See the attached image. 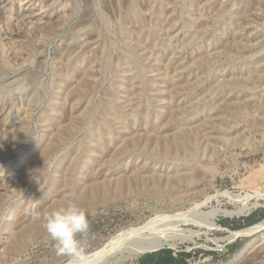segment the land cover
I'll return each mask as SVG.
<instances>
[{
	"label": "rangeland",
	"instance_id": "374dc122",
	"mask_svg": "<svg viewBox=\"0 0 264 264\" xmlns=\"http://www.w3.org/2000/svg\"><path fill=\"white\" fill-rule=\"evenodd\" d=\"M70 197L84 264H264L230 238L264 220V0H0V264H68L34 213Z\"/></svg>",
	"mask_w": 264,
	"mask_h": 264
},
{
	"label": "clouds",
	"instance_id": "9594fccd",
	"mask_svg": "<svg viewBox=\"0 0 264 264\" xmlns=\"http://www.w3.org/2000/svg\"><path fill=\"white\" fill-rule=\"evenodd\" d=\"M18 132L29 137V129L22 127ZM34 219L41 221L48 236L55 242L58 255L68 257V264H84L83 244L78 236L89 230L87 213L78 204L75 197H70L62 205L55 206L42 215L34 213Z\"/></svg>",
	"mask_w": 264,
	"mask_h": 264
},
{
	"label": "bare ground",
	"instance_id": "6f19581e",
	"mask_svg": "<svg viewBox=\"0 0 264 264\" xmlns=\"http://www.w3.org/2000/svg\"><path fill=\"white\" fill-rule=\"evenodd\" d=\"M164 1V0H163ZM151 2V1H150ZM208 3V2H207ZM131 4V3H130ZM160 4V3H159ZM204 4H206V3H204ZM167 5V4H166ZM181 5V4H180ZM159 6V5H158ZM174 6V5H173ZM177 6H178V4H177ZM203 6V5H202ZM168 7V6H167ZM198 7H201V5L200 6H198ZM129 9V8H128ZM172 10V9H171ZM131 13H133L132 11H131ZM151 13V12H150ZM133 14H135V13H133ZM7 15H9V14H7ZM132 15V14H131ZM208 15V14H207ZM135 16V15H134ZM133 16V17H134ZM142 16V15H141ZM209 16V15H208ZM132 17V18H133ZM139 18V17H138ZM202 19V18H201ZM45 20V19H44ZM134 20H135V18H134ZM172 20V19H171ZM207 20V19H206ZM53 22V21H52ZM52 22L50 23L51 25H52ZM37 23V22H36ZM170 23V22H169ZM172 23V22H171ZM170 23V24H171ZM45 24V23H44ZM162 24V23H161ZM48 25V24H47ZM155 25H157V24H155ZM174 25V24H173ZM158 26V25H157ZM163 26V25H162ZM247 26V25H246ZM142 27V26H141ZM150 27V26H149ZM160 27V26H159ZM168 27V26H167ZM148 28V27H147ZM176 28V27H175ZM202 28V27H201ZM208 28V27H207ZM169 29V28H168ZM170 30V29H169ZM203 30V29H202ZM151 31V30H150ZM166 31V30H165ZM18 32V31H17ZM168 33V32H167ZM21 32L20 33H16V37H18V38H20L21 37ZM224 34V33H223ZM23 35V34H22ZM151 36V35H150ZM95 41V40H94ZM92 43V42H91ZM20 44V43H19ZM23 44V43H22ZM22 44H20V45H22ZM173 45V44H172ZM233 45V44H232ZM142 46V45H141ZM167 46V45H166ZM144 47V46H143ZM153 47V46H152ZM151 47V48H152ZM170 48V47H169ZM157 49V48H156ZM224 51V50H223ZM171 52V51H170ZM205 54V53H204ZM172 55V54H171ZM84 57V56H83ZM205 57H206V55H205ZM212 57V56H211ZM168 58V57H167ZM203 58V57H202ZM208 58H210V57H208ZM212 58H214V57H212ZM205 59V58H204ZM168 60V59H167ZM166 60V61H167ZM209 60H211V59H209ZM169 62V61H168ZM171 63V62H170ZM165 64H166V62H165ZM165 66V65H164ZM196 66V65H195ZM166 72V71H165ZM162 73V72H161ZM157 78V77H156ZM166 79H167V77H166ZM174 79V78H173ZM157 81V80H156ZM170 81V80H169ZM68 82V81H67ZM173 82V81H172ZM181 82V81H180ZM171 83V82H170ZM174 83V86L175 87H178L179 85H182V84H179V82L176 80L175 82H173ZM179 87H181V86H179ZM72 89V88H71ZM174 89V88H173ZM74 92V91H73ZM158 92V91H157ZM168 92V91H167ZM169 92H171V91H169ZM174 92V91H173ZM161 94V93H160ZM171 96V95H170ZM130 98V97H129ZM130 100V99H129ZM131 101V100H130ZM224 101V100H223ZM229 101V100H228ZM230 101H231V99H230ZM235 101H239V100H235ZM117 103V102H116ZM226 103V102H225ZM229 103V102H228ZM231 103H233V101H231ZM239 103V102H238ZM241 103V102H240ZM187 105V104H186ZM191 105V104H190ZM193 105H194V103H193ZM230 105H232V106H235V105H237L236 104V102H234V105L233 104H230ZM128 108V107H127ZM133 109V108H132ZM131 109V110H132ZM177 109V108H176ZM211 114V113H210ZM175 115L176 114H172V118H171V120L173 121L174 120V117H175ZM176 118V117H175ZM215 123V122H214ZM185 127V126H184ZM12 129V128H11ZM157 133V132H156ZM159 133V132H158ZM60 135H61V133H60ZM61 137V136H60ZM177 139V138H176ZM172 140V139H171ZM173 140H175V139H173ZM173 140H172V145L174 144L173 143ZM51 141V140H50ZM50 141H49V143H48V145L46 146V149L43 151V152H41V154L36 158V160H34V162H33V166H34V168H35V166H37L38 164H40L41 163V161H43V159L45 158V156H47L48 154H49V152H51L50 150H52V148L55 146H52L53 145V141H52V143H50ZM57 141V140H56ZM134 142V141H133ZM132 142V143H133ZM155 142V141H154ZM156 143V142H155ZM178 143V142H177ZM134 145V144H133ZM136 145V144H135ZM134 145V146H135ZM164 145H166V144H164ZM171 145V144H170ZM168 146V145H167ZM188 146H190V145H188ZM169 147V146H168ZM182 147V146H181ZM192 148V147H191ZM168 149V148H167ZM121 150V149H120ZM119 152V151H118ZM174 155V154H173ZM186 181V180H185ZM94 189H92L91 191H93ZM94 192H91V193H86V194H89L90 196H93L94 194H93ZM93 194V195H92ZM89 195H88V197H89ZM87 197V196H86ZM94 197V196H93ZM78 200H77V202H78V204H80L79 202H82V201H87L88 200V202H90V198L91 199H93L92 197H89V199L88 198H84L85 200H81L82 198H78V197H76ZM69 199V198H68ZM66 201V198H65V200H63L60 204H57V205H55V206H59V205H62L64 202ZM49 203V202H48ZM55 206H53V207H55ZM195 208L196 207H200V204H196V206H194ZM43 209V208H42ZM50 208H48V209H46L44 212H46L47 210H49ZM193 209V208H192ZM191 209V210H192ZM191 210H189L188 212H192ZM196 210V209H195ZM193 211H194V209H193ZM198 211V210H197ZM43 212V213H44ZM43 213H41V215L43 214ZM194 213H195V211H194ZM194 213H190V215L191 214H193V215H195ZM211 214V213H210ZM197 215V214H196ZM191 217H192V215H191ZM191 217L189 218V214L188 213H177V214H174V215H169V216H160V217H156V218H154V219H152L145 227H154V226H156L158 223H160V221H162V220H177V221H184V222H189V221H194V220H192L191 219ZM196 221V220H195ZM41 221H39V220H35L34 221V225H35V227H40L41 226ZM215 226V225H214ZM42 227V226H41ZM33 228V227H32ZM264 228V220L263 221H261V222H259V223H257V224H255V225H253V226H251L250 228H248V229H244V230H240V231H235V232H232L231 233V236H230V238H235V237H237V236H240V235H244V234H248V233H255V232H257V231H260V230H262ZM141 229H143V228H140V229H135V230H133L132 231V233H135V232H138L139 230H141ZM181 232V231H180ZM191 232V231H190ZM193 232V231H192ZM190 233V234H192L193 236L196 234V236H199V234L197 233V232H193V233ZM182 233V232H181ZM191 235V238L193 237ZM182 237V236H181ZM188 237V236H187ZM187 237H186V239H187ZM183 238H184V236H183ZM182 238V239H183ZM181 239V240H182ZM171 245H174V244H171ZM170 245V246H171ZM12 246V245H11ZM164 246V243H162V242H159V241H157V242H155V241H153V242H150L149 244H146V245H142V246H140V247H138L135 251L133 250V252H132V254H133V256L134 257H137V256H140V255H143V254H150V253H154V252H157L160 248H162ZM175 246V245H174Z\"/></svg>",
	"mask_w": 264,
	"mask_h": 264
},
{
	"label": "crops",
	"instance_id": "0c3cea01",
	"mask_svg": "<svg viewBox=\"0 0 264 264\" xmlns=\"http://www.w3.org/2000/svg\"><path fill=\"white\" fill-rule=\"evenodd\" d=\"M163 253L164 252H161L159 250V252L158 251L154 252V254L152 253L147 254L148 256H146L145 258H142V260H140L138 264H168L166 262V258L163 256ZM172 256L174 257L175 261L179 262V264L182 263L180 259L177 256H175L173 253H172Z\"/></svg>",
	"mask_w": 264,
	"mask_h": 264
},
{
	"label": "trees",
	"instance_id": "16d2710c",
	"mask_svg": "<svg viewBox=\"0 0 264 264\" xmlns=\"http://www.w3.org/2000/svg\"><path fill=\"white\" fill-rule=\"evenodd\" d=\"M166 262H167L168 264H179L178 261H175V260H174V257L172 256V252H170V251L167 252Z\"/></svg>",
	"mask_w": 264,
	"mask_h": 264
}]
</instances>
